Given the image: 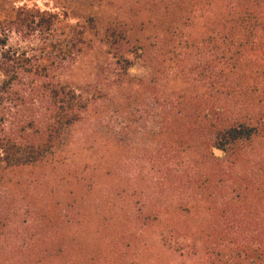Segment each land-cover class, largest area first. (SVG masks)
<instances>
[{
  "label": "trees",
  "instance_id": "trees-1",
  "mask_svg": "<svg viewBox=\"0 0 264 264\" xmlns=\"http://www.w3.org/2000/svg\"><path fill=\"white\" fill-rule=\"evenodd\" d=\"M227 1V14L239 16L240 30L234 33L226 21L214 26V59L200 64L214 80L202 87V96L178 87L175 99L164 98L161 86L148 88L152 106L141 124L150 120L155 130L152 147L138 155V149L128 150L130 128L115 142L103 138L105 145L128 154L122 166L94 167L107 173L92 178L91 188L101 187L99 180L115 177V172L121 174V185L134 192L145 179L137 210L124 203L126 192L118 186L105 188L96 206L86 199L62 204L50 188L67 160L60 155L69 130L94 120L88 111L97 101L126 92L127 69L119 68L123 74L113 70L105 95L100 89L88 96L67 81L91 44L86 26L14 5L1 12L0 264H264V102L230 103L218 91L212 94L220 99L207 96L209 89H229L220 81L219 67H238L231 62L247 49L243 26L264 33V13L249 7L264 10V0ZM123 33L112 34L108 43L118 52L131 42ZM146 49L141 44L135 48L141 53L135 54L136 63ZM253 92L246 87L243 94ZM26 168L44 170L14 180L15 172ZM86 170L58 181H72L82 192ZM92 228L94 234L84 232ZM74 229L84 231L73 235ZM147 252L154 256L150 262L142 261Z\"/></svg>",
  "mask_w": 264,
  "mask_h": 264
},
{
  "label": "rangeland",
  "instance_id": "rangeland-1",
  "mask_svg": "<svg viewBox=\"0 0 264 264\" xmlns=\"http://www.w3.org/2000/svg\"><path fill=\"white\" fill-rule=\"evenodd\" d=\"M13 5L49 12L60 16L71 25L86 26V39L91 44L88 43V48L84 51L81 67L69 74L67 81L86 90L88 96L96 95L95 92L100 89L103 91L110 88L109 77L113 76V70L127 69L123 78V82L128 84L124 87L126 92L117 94L115 99L105 98L97 101L88 111L95 121L87 120L69 130L66 146L60 155L61 160H67L63 166H59L54 182L50 183L56 200L62 204H72L86 199L88 204L96 206L97 200L104 197L105 188L118 186L126 192L121 197L124 203L128 202L134 210L139 209L145 179L139 180L140 183L134 192L132 186L127 188L121 185V174L118 173V178L115 172V177L105 178L103 181L98 179L101 187L92 190L91 179L95 180L102 173H107L95 172L94 167L113 166L114 169L122 166L123 157L128 154V150L135 152V149H138V155L146 146L149 145V149L152 147L150 142L155 129L150 120H147L148 124H141V118L147 119L144 114L152 106V91L148 88L161 86L164 98L175 99L178 87L188 90L191 96H202L201 89H205L202 87H208L214 80L209 71L206 72L200 67L204 60L214 59L216 46L213 38L217 35L214 26L223 25L226 21L229 23L227 26L237 33L240 30L237 24L239 16L227 14L231 7L227 0H0V14ZM249 7L257 13H264L262 8ZM260 17L264 20V14ZM255 22L258 20H252V24ZM243 30L245 33L241 35L246 37L247 49L242 51L241 55H234L231 62L232 67H238L232 70L231 67H219L218 74L222 75L220 81L223 82V87L228 86L229 89H216L213 92L209 89L207 96L211 93V97L220 99L218 96L223 93L222 96H227L230 103L249 99L253 102H264V33H260L261 29L249 26H243ZM123 32H128V39L132 43L118 52L108 43L112 40V34L120 37L119 33L124 34ZM249 33H252L253 37H248ZM208 39L212 40L213 46L202 45L203 41ZM134 41L139 43L135 44ZM139 44L147 49L145 58L136 63L135 54L141 56V53L135 50ZM256 44L259 47H255ZM116 56L128 57L130 61L120 64L123 59L116 60ZM131 60H134L133 65ZM240 61L243 63L239 64ZM120 72L123 74L121 70ZM246 87H252L256 92L244 95ZM216 91L220 94H212ZM105 93L106 91H103L101 94ZM97 120H100L98 125ZM126 128L131 130L126 138L129 146L126 153H121L102 142L103 138H110L113 142L121 139L120 135ZM84 169L87 170L82 192L79 191L81 188H74L72 181L68 184L59 183L60 177L66 178V174L74 177ZM42 170L44 169H39V172L31 168L21 169L15 172L13 177L14 180L29 178L31 174L37 175ZM146 194L145 192L144 195ZM82 231L84 230L74 229L73 235H82ZM84 232L94 234L95 228ZM150 244L152 243L133 245ZM153 258V254L147 252L142 261L150 262Z\"/></svg>",
  "mask_w": 264,
  "mask_h": 264
}]
</instances>
